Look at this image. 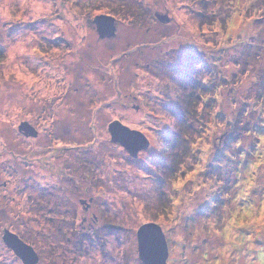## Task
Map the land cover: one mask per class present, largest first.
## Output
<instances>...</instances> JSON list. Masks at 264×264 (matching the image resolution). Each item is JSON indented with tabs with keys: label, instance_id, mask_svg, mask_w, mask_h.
Returning a JSON list of instances; mask_svg holds the SVG:
<instances>
[{
	"label": "rangeland",
	"instance_id": "1",
	"mask_svg": "<svg viewBox=\"0 0 264 264\" xmlns=\"http://www.w3.org/2000/svg\"><path fill=\"white\" fill-rule=\"evenodd\" d=\"M146 222L168 264H264V0H0V264L5 230L37 264H144Z\"/></svg>",
	"mask_w": 264,
	"mask_h": 264
},
{
	"label": "water",
	"instance_id": "2",
	"mask_svg": "<svg viewBox=\"0 0 264 264\" xmlns=\"http://www.w3.org/2000/svg\"><path fill=\"white\" fill-rule=\"evenodd\" d=\"M160 22L168 20L166 15L156 14ZM96 31L100 38L110 37L115 34V19L111 15L100 14L93 19ZM19 131L26 135L37 134L34 127L28 122L19 125ZM108 132L112 142L120 144L132 157H137L139 151L145 150L148 145L146 136L137 130L123 125L120 121L114 120L108 125ZM138 257L144 264H168V246L165 234L159 224L146 222L140 225L136 232ZM3 241L23 264H37L38 255L32 246L21 240L16 234L5 230Z\"/></svg>",
	"mask_w": 264,
	"mask_h": 264
},
{
	"label": "trees",
	"instance_id": "3",
	"mask_svg": "<svg viewBox=\"0 0 264 264\" xmlns=\"http://www.w3.org/2000/svg\"><path fill=\"white\" fill-rule=\"evenodd\" d=\"M179 143H181V141L180 142H177V144H179Z\"/></svg>",
	"mask_w": 264,
	"mask_h": 264
}]
</instances>
